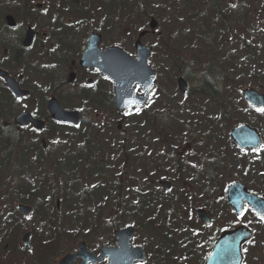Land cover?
Masks as SVG:
<instances>
[{"label":"rangeland","instance_id":"374dc122","mask_svg":"<svg viewBox=\"0 0 264 264\" xmlns=\"http://www.w3.org/2000/svg\"><path fill=\"white\" fill-rule=\"evenodd\" d=\"M16 1L0 0V24H5L7 15L15 16L21 27L27 24L24 27L30 26L38 33L45 27L64 30L71 24H80L84 31L89 28L100 31L105 45L118 44L130 53H134L139 32L147 30L148 35L141 39L145 45L153 46L149 63L159 83L145 112L128 111L125 121L107 104V96L102 95L97 103L91 104L89 96L72 91L63 100L70 107L84 111L78 126L51 125L40 135L22 137L20 143L0 138L1 227L5 230L10 224L18 223L17 231L21 234L16 240H20V247H26L22 238L27 230L31 231L32 247L43 239L54 240L51 222L55 220L62 241L57 256L47 258L55 260L52 264L68 250L77 249L79 241L88 250L97 251L100 244L111 242L115 229L128 225L137 226L131 242L142 252L141 246L145 247L147 264L163 261L198 264L202 258L204 261L203 255H207L209 244L219 231L241 224L254 233L244 246L247 255L244 264H264V220L247 208L237 216L226 201V190L236 181H243L251 191L264 196V151L262 155V151L241 154L229 139L230 129L242 121L264 126V121L259 120L261 115L248 109L240 93L245 87H255L253 82L260 83L261 75L264 76V0H249L242 13L235 11V5L242 0H227L224 6L228 24L217 23L215 16L202 7V0L196 8L178 9L175 4L174 9L154 12L157 25L152 30L148 27L152 17L137 12L134 4L108 8L101 0ZM260 9L263 13L257 14ZM200 14L203 19L196 18ZM194 19H202L200 29L194 28ZM124 30L125 36L121 34ZM65 43L63 47L70 49L72 45ZM51 47L61 54L69 52L58 43ZM194 48H197L195 52ZM37 60L40 64L30 63L39 71H46L43 59L38 56ZM23 74L24 81L37 82L36 92L33 90L8 110L42 115L47 82L37 71ZM204 78L216 89L214 95L209 93L212 89L204 92L201 88ZM179 79L186 83L185 92L178 89ZM5 95L0 90V105L11 100ZM100 110L105 117L97 123L94 113ZM0 113L10 114L4 110ZM112 117V123L108 124L105 118ZM4 122L0 120L1 131ZM163 135L166 149L161 153L157 139ZM149 137L154 140L147 141ZM28 139L30 143L31 139L37 142L30 144ZM41 139L47 141L45 149ZM186 143L192 144L191 151L185 154L174 173L170 170L173 163L169 157L174 148ZM147 150L151 152L146 157ZM162 156L167 159L165 167L161 164ZM17 168L22 169L21 173ZM171 178L173 187L166 193L159 181ZM61 190L65 195L77 197L61 196ZM58 200L60 220L52 219L53 215L56 217L52 208ZM171 201H179V205L172 206ZM19 202L32 206L31 219L16 215L14 207ZM196 208H203L213 222L201 223ZM13 227L16 226L7 228V233ZM30 249L14 253L11 262L43 264ZM0 256V261L6 259L5 255Z\"/></svg>","mask_w":264,"mask_h":264},{"label":"flooded vegetation","instance_id":"af4514ba","mask_svg":"<svg viewBox=\"0 0 264 264\" xmlns=\"http://www.w3.org/2000/svg\"><path fill=\"white\" fill-rule=\"evenodd\" d=\"M19 1L20 0L16 2ZM46 3L47 1L44 2V4ZM26 25L27 24H25L24 26ZM24 26L21 27L19 24H16L12 27L8 26L7 24H3V26H0V58H1L0 69L3 72L7 73L6 76H4L2 73L0 74V90L4 92L6 95H8L10 97L9 99H11L9 100V102L6 101L2 105H0L1 107L0 110H4L10 113L8 115H6L5 113L4 114L0 113V120H3V122L5 121L3 123V129L5 130V132H7V134L6 135L3 134V135L7 138L8 141L14 143L18 141L20 143L21 137L31 136L32 138L33 134L40 135L43 131V128L47 127L51 123L55 125L62 124V126L65 127L68 126L72 127L73 125H70L68 123H60L54 121L52 115L47 110V102L51 98L55 97L65 110L76 109L79 111L80 118H82L84 114V111L82 109L72 108L68 104H66L63 100V97L66 94L71 93L72 91L77 92L78 94L80 93V95L83 97L89 96V99L92 101L90 102L91 104L97 103L100 96L102 95L104 97L107 96L108 97L107 104H109L111 108L114 107V94H115L114 84L111 81V79L102 75V70H101V62L103 55L109 58L110 55H108L106 51L109 48H111L113 44L105 45L104 37L100 31H97L93 28H89V30L84 31L83 25L71 24V26L65 28L64 30L54 27H45L41 30L42 33H38L37 31H35V29L33 31V29L30 26L27 27ZM29 30L32 31V33H29V36H31V42L30 44H26L25 40ZM125 32L126 30L122 32V35L125 36ZM65 41L68 42V44L72 45V46L69 45L70 49L63 47V45L66 44ZM54 43L60 44L65 50L69 52L68 53L65 52V54H61V52L56 48L52 49L51 46H53ZM39 46H41L40 49ZM47 47L48 48L50 47V50L48 49V52H45V49ZM151 47L153 49V46ZM67 54L69 55L67 56ZM135 54L136 52L134 48V55ZM38 56H40V60L43 59V62L46 63V65L43 66L45 67L44 69L46 70L44 72L34 68L33 65L30 63L33 61H39L37 60ZM110 61H113V59H111ZM37 64H40V61L37 62ZM8 66H10L12 69ZM18 70L21 71L22 74L21 72L17 73ZM28 71H35V72L37 71L47 82L46 104L44 103V108H43L44 113L42 115H38L30 111L34 117L41 118V120H43V128L40 130L36 128L35 124L32 121H29L25 124H20L19 122L16 121V116L25 110H21V109L16 110L14 113L12 111L13 109L8 110L12 105L16 106L18 103H20V101L23 98L30 96L33 93V90L36 92L35 85L37 84V82L33 84L31 80L24 81L23 72L27 73ZM8 77L13 78L12 81H8ZM158 83L159 80L157 78V84ZM12 92H16L15 96L13 95ZM135 92H137L138 94H143V91L140 89L139 86L135 87ZM17 94L20 96L17 97ZM59 95L61 96L59 97ZM143 109L133 108L130 111L132 110L140 111ZM124 113L118 112V114H116L121 116V121H125L126 114ZM94 114L97 123L101 121L100 120L101 117H105L103 110L96 111ZM112 119L113 117L111 119L105 118V120H108V124L112 123L113 121ZM121 121H119L118 124H121L120 123ZM119 126L122 127V124ZM11 131L17 132L16 135L11 133ZM150 139L154 140V137L147 138V141ZM165 139L166 137L164 136L162 137L159 136L157 139V143H160L158 149L161 150V153H164V150L166 149V146L164 144L166 143ZM41 140H42L41 144L45 148L47 146V141L43 139ZM33 142H37V140L31 139V143L29 141L30 144H32ZM187 145H188L187 149L183 151V148ZM191 147L192 144L186 143L184 146L181 145L173 149V154L171 157H169L170 161L173 163L172 165H170V170H172V172L175 173L176 168L179 167L181 161L185 157V154L189 153V149L191 151ZM176 151H178L177 154H175ZM30 152H32V155L34 157L35 152L33 151L32 145ZM150 152L151 150H147V153H144V156L147 157L148 153ZM162 158L163 160L161 164H163V167H165V162L167 161L166 156H162ZM17 170L20 173L22 171L21 168H17ZM172 180H173L172 178L168 180L171 183L170 186L171 188L173 187ZM161 182L162 180L159 181L160 185ZM173 182L175 183V181ZM164 192L167 193V191L165 190ZM170 203L172 204V206L175 205V207H176V203L179 205V201H171ZM56 208L58 209V212H60V200L57 201ZM195 214L196 217H198L197 208L195 209ZM31 217L32 216L24 217V218L26 220H29L31 219ZM131 223L134 224V222ZM134 226L137 231V226L136 225ZM29 232L31 233L32 236V232L31 231ZM103 245H107L113 248L119 245L115 232L113 234V238L110 243L105 242L100 244L97 251L93 252L89 250L92 255L89 254V256L84 257V254H87V250H88L85 247V249H83L81 253V256L79 257L76 256L72 264H111V259L108 256L105 257L101 256V249ZM131 245L138 246L134 242H131ZM141 247L144 250L143 252L144 254L142 253V255H140V258L134 261V264L148 263L149 257L145 254V247L143 246ZM77 252H78L77 249H74L72 251L68 250V253L76 254ZM210 252L211 250L208 252L207 256L209 255ZM58 261L59 260L56 259L55 264H59ZM160 264H165V262L163 261Z\"/></svg>","mask_w":264,"mask_h":264},{"label":"water","instance_id":"95a60500","mask_svg":"<svg viewBox=\"0 0 264 264\" xmlns=\"http://www.w3.org/2000/svg\"><path fill=\"white\" fill-rule=\"evenodd\" d=\"M6 22L9 25H14L15 20L12 16L6 17ZM157 22L152 19L150 22L151 28H155ZM144 34L141 33L140 37ZM30 38V37H29ZM137 58L130 57L125 51L119 47H114L108 50L109 54L112 53L117 62L102 63L103 74L110 76L115 82V106L119 111H124L131 106L141 107L145 104L150 91L154 88L152 81L154 71L147 64V58L149 56V48L141 45L140 40L136 43ZM0 73H2L0 71ZM141 83V86L145 89V95L139 96L134 93L133 87L135 83ZM178 86L181 91H186V83L179 79ZM243 97L249 106L255 110L264 108V94L258 92L252 87H248L241 91ZM49 112L52 114L56 121L69 122L72 124H78L79 114L77 111L66 112L62 109L60 103L52 98L48 103ZM29 118L33 120L37 127L41 126L39 120H35L28 113H22L17 117L20 123L25 122ZM26 119V120H25ZM230 136L234 142L239 146L241 151H245L248 148L259 149L263 144V139L260 132L256 127H253L247 123H241L230 131ZM165 188H169L170 182H163ZM228 201L237 214L242 212V207L245 201H247L250 207L260 215H264V198L256 196L252 192L246 189V186L241 182L233 183L228 188ZM22 210L29 214V207H21ZM200 217L204 218L206 215L204 210H199ZM209 219L207 218V222ZM134 232L133 227H126L118 230L116 235L119 238V247L113 248L108 246L102 247V257L108 255L111 258V264H133L134 260L139 257L135 256L134 252L139 251V248H132L129 244ZM29 234H26L23 240L30 246ZM252 237V232L244 227L239 226L232 231L226 232L217 240L214 248L208 257L205 264H241L242 253L241 247L244 242ZM85 245L81 243L79 245V252L76 254L70 253L65 255L60 263L72 264L76 256H80ZM91 254L90 252H87Z\"/></svg>","mask_w":264,"mask_h":264},{"label":"trees","instance_id":"16d2710c","mask_svg":"<svg viewBox=\"0 0 264 264\" xmlns=\"http://www.w3.org/2000/svg\"><path fill=\"white\" fill-rule=\"evenodd\" d=\"M199 1H201V0H179V1L178 0H101L100 2L102 3V5L108 4V8L113 7L114 5H117V7H121L124 5L134 4V6L137 7L136 8V10H138L137 12H139V13L143 14L144 16H147V17H153L154 12L156 14H159V13L163 12V10L168 11L169 9H174L175 4L178 7V9H180V7H182V6L183 7L189 6L190 8L193 6V8H196V6L198 7L197 2H199ZM202 1H203L202 7L205 10H207L209 13H212L215 16L217 23L223 24L226 21V24H228L227 23L228 22V19H227L228 14H227L225 6H224V4L227 5V0H202ZM241 2H244V3H241ZM155 3L157 4V6H155ZM245 3L249 4V0L240 1V3L235 5V11L237 10L238 12L240 11L242 13V11L244 10L243 8H245V6H246ZM167 4L169 5V7L166 6ZM202 12L203 11H201V13ZM139 13H138V15H139ZM204 13H205V11H204ZM260 13H263V11H261V9H260V11L257 12V14H260ZM200 15L201 16H197L196 18L201 17L203 19L204 16H202V14H200ZM202 19L199 21H196L194 19V21H193L195 24L194 28L200 29V26L202 25L200 22H202ZM125 20H127V17L125 18ZM0 25L3 26V23ZM250 48H252L253 51L255 50L254 47H252V46ZM196 49L197 48H194L193 51L195 52ZM226 61H228V58L226 59ZM261 78H262V81L260 83L253 82V84H255V87L257 89L264 90L263 85H262V83H264V76L261 75ZM208 80H209L208 78H204L203 85L201 88L203 89L204 92H206V91L209 92L210 89H212V91L209 93L214 95V91L216 89H214L213 87H210L211 84ZM5 96H7V95H5ZM263 115H264V113L261 114V116H263ZM261 116L259 119L260 123H261V120L264 121V117L261 118ZM226 117L229 120L231 119L228 114H226ZM256 125L259 126L258 123ZM259 127H261V126H259ZM261 129L264 131V126L261 127ZM3 134L6 135L7 132H3ZM4 135H2V139L7 140V138ZM263 151H262V153H260V155L263 154ZM223 155H224V153H223ZM249 172H251V171H249ZM23 192L31 193L33 191L29 190V192H28V191L24 190ZM70 197H72V196H70ZM22 201L25 202V199H22ZM52 210L54 212H56V214H55L56 217L53 215L52 219L60 220L58 209H56V207L53 206ZM15 212H16V215H18V216L21 215L18 212V210H15ZM51 223L53 224L52 227L54 230V238H52V239H54V240L48 241L45 239H43V240L41 239L42 242L39 241L40 244H38V243L34 244L33 243L31 249L28 250L30 252H33L35 254V256L38 257L39 262L43 263V264L44 263L45 264H52L55 262V260H52V259L55 258L57 256V254L59 253V252L57 253V250H58V246L61 244V241H62L61 237L58 234V232H60V226H58V224L55 222V220L52 221ZM12 226H16V227H13L11 229L13 231H9L7 233V228H11ZM18 227H20V226H18L17 222L10 224L9 227L7 226V228L5 230L0 225V254L5 255L4 258H6L5 260L0 261V264H13V261L11 262V259L14 258V253L18 252L20 254V251L23 252L24 250H27V248L25 246L20 247L18 245L20 240L18 242L16 240L17 236L19 234H21V232L17 231ZM3 230H4V232H3ZM6 233L8 234L7 236H5ZM65 233H67V232H64L63 234H65ZM72 236L76 237L77 235L76 236L72 235ZM9 237H11V238L9 239ZM49 255H53V258L47 259L49 257ZM0 260H1V256H0Z\"/></svg>","mask_w":264,"mask_h":264},{"label":"snow or ice","instance_id":"6c2138e0","mask_svg":"<svg viewBox=\"0 0 264 264\" xmlns=\"http://www.w3.org/2000/svg\"><path fill=\"white\" fill-rule=\"evenodd\" d=\"M258 111L264 112V108L258 109ZM257 215H260V213H257ZM261 219L264 220V215H261Z\"/></svg>","mask_w":264,"mask_h":264},{"label":"bare ground","instance_id":"6f19581e","mask_svg":"<svg viewBox=\"0 0 264 264\" xmlns=\"http://www.w3.org/2000/svg\"><path fill=\"white\" fill-rule=\"evenodd\" d=\"M30 247H31V244H30Z\"/></svg>","mask_w":264,"mask_h":264}]
</instances>
